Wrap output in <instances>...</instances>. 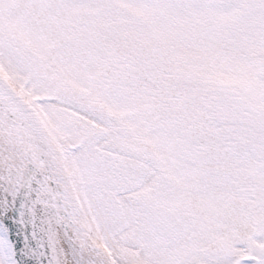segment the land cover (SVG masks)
<instances>
[{
  "label": "snow or ice",
  "instance_id": "obj_1",
  "mask_svg": "<svg viewBox=\"0 0 264 264\" xmlns=\"http://www.w3.org/2000/svg\"><path fill=\"white\" fill-rule=\"evenodd\" d=\"M0 264H264V0H0Z\"/></svg>",
  "mask_w": 264,
  "mask_h": 264
}]
</instances>
